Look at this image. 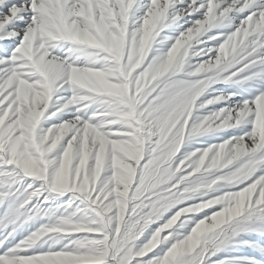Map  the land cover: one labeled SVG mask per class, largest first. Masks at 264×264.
<instances>
[{
  "label": "snow or ice",
  "instance_id": "6c2138e0",
  "mask_svg": "<svg viewBox=\"0 0 264 264\" xmlns=\"http://www.w3.org/2000/svg\"><path fill=\"white\" fill-rule=\"evenodd\" d=\"M0 264H264V0H0Z\"/></svg>",
  "mask_w": 264,
  "mask_h": 264
}]
</instances>
